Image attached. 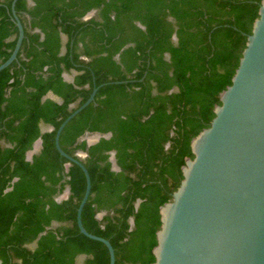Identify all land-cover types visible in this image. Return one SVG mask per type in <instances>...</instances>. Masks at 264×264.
<instances>
[{"label": "trees", "instance_id": "16d2710c", "mask_svg": "<svg viewBox=\"0 0 264 264\" xmlns=\"http://www.w3.org/2000/svg\"><path fill=\"white\" fill-rule=\"evenodd\" d=\"M28 1L0 0V65L17 43L13 4L25 30L17 60L0 72V258L109 264L106 246L77 225L84 173L55 146L60 125L98 87L60 136L91 177L82 223L112 244L116 264H152L159 209L231 85L261 0ZM92 10L96 17L84 21ZM72 71L70 84L63 74ZM95 134L111 136L82 140Z\"/></svg>", "mask_w": 264, "mask_h": 264}, {"label": "water", "instance_id": "95a60500", "mask_svg": "<svg viewBox=\"0 0 264 264\" xmlns=\"http://www.w3.org/2000/svg\"><path fill=\"white\" fill-rule=\"evenodd\" d=\"M12 15L19 35L0 72L17 60L25 38L14 8ZM97 91L95 87L90 98L63 121L56 131L55 146L62 157L83 171L86 179L77 211L80 233L104 244L109 264H116L112 244L89 233L82 223L92 189L89 171L60 146L67 124L95 100ZM220 102L210 126L191 141L194 157L186 158L179 187L159 209L161 225L156 232L152 264H264V0L231 85L220 94ZM95 135V143L111 136ZM111 162L119 171L115 153Z\"/></svg>", "mask_w": 264, "mask_h": 264}, {"label": "crops", "instance_id": "0c3cea01", "mask_svg": "<svg viewBox=\"0 0 264 264\" xmlns=\"http://www.w3.org/2000/svg\"><path fill=\"white\" fill-rule=\"evenodd\" d=\"M29 5L32 7L34 6V3L32 0H29ZM12 8H14V4L12 6ZM15 9V8H14ZM16 12V11H15ZM17 14V13H16ZM97 15V11L96 10H92L90 11L88 14L85 15V17L83 18L84 21H88L90 20L91 18L93 17H96ZM18 16V15H17ZM13 17V15H12ZM27 19L28 21L30 20V17L27 16ZM22 23V22H21ZM140 27H142L141 25H139ZM25 31V30H24ZM36 33H41L40 30L36 29L35 30ZM18 35H19V31H18ZM42 37H43V34H42ZM61 39H62V44H63V47L61 49V55H64L66 52H67V37L65 35H61ZM18 39V38H17ZM119 58V55L117 56V59ZM77 75V73L75 71H72L70 73H64L63 74V78H64V81L67 82V83H70V84H73L74 83V80H75V76ZM49 97L53 98V99H56L58 102H61L57 97H55L54 95L50 94Z\"/></svg>", "mask_w": 264, "mask_h": 264}, {"label": "rangeland", "instance_id": "374dc122", "mask_svg": "<svg viewBox=\"0 0 264 264\" xmlns=\"http://www.w3.org/2000/svg\"><path fill=\"white\" fill-rule=\"evenodd\" d=\"M45 130H48V129H45ZM85 141H87V143L90 144V145L91 144L94 145V144H96L95 142L97 141V136L96 135H87L85 137ZM40 148H41V144L36 143L33 153L29 154V158H31V154L37 153L40 150ZM79 155L81 157L85 156L83 153H80ZM67 196H68V191H65V193L62 194L60 197H58L57 200L58 201H63V200H65L67 198ZM82 262H83V258H80L78 260V264H82Z\"/></svg>", "mask_w": 264, "mask_h": 264}, {"label": "flooded vegetation", "instance_id": "af4514ba", "mask_svg": "<svg viewBox=\"0 0 264 264\" xmlns=\"http://www.w3.org/2000/svg\"><path fill=\"white\" fill-rule=\"evenodd\" d=\"M88 144V143H87ZM89 146H91V145H89ZM35 148V147H34ZM33 151H34V149H33ZM33 151L31 152V153H33ZM39 152V151H38ZM37 152V153H38ZM34 154H36V153H34ZM33 154H31V156H32ZM111 157H112V154H111ZM111 160V159H110ZM114 169V168H113Z\"/></svg>", "mask_w": 264, "mask_h": 264}]
</instances>
